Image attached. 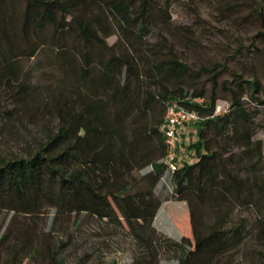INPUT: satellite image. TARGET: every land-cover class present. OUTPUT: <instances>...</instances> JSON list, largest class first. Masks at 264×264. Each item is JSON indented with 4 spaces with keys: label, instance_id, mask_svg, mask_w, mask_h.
Returning <instances> with one entry per match:
<instances>
[{
    "label": "trees",
    "instance_id": "16d2710c",
    "mask_svg": "<svg viewBox=\"0 0 264 264\" xmlns=\"http://www.w3.org/2000/svg\"><path fill=\"white\" fill-rule=\"evenodd\" d=\"M201 1L230 24L253 21L259 29L222 62L196 71L172 52L170 35L194 42L187 27L171 24V0H0V81L9 88L21 76L20 60L38 66L45 54L44 66L58 74L52 87L22 81L10 95L22 108L43 98L52 124L22 154L0 158L1 210L29 216L48 205L53 222L83 214L124 230L142 251L130 264H158L167 250L176 264H264V153L253 139L262 85L254 73L228 67L264 64V3ZM221 74L230 79L220 82L226 107L216 112ZM200 77L205 83L197 86ZM169 106L200 118L195 159L173 171L161 131ZM159 183L166 194H155ZM172 201L186 211L188 233L178 242L159 240L151 227ZM1 247L9 253L2 264H15L18 250L36 253L25 241L18 248V233L9 229ZM46 252L44 264H61L59 252Z\"/></svg>",
    "mask_w": 264,
    "mask_h": 264
},
{
    "label": "rangeland",
    "instance_id": "374dc122",
    "mask_svg": "<svg viewBox=\"0 0 264 264\" xmlns=\"http://www.w3.org/2000/svg\"><path fill=\"white\" fill-rule=\"evenodd\" d=\"M261 1L264 3L263 0ZM169 14L171 24L187 27L191 31L189 37L194 42L193 44L187 43L179 36L170 35L172 52L181 62L196 71L200 66L210 68L215 61L222 62L237 45H246L248 38L259 29L258 23L253 21L243 25L230 24L229 21L215 13L211 5L201 0H171ZM149 39L151 42L155 41L153 34ZM46 55L39 56L41 60L38 66L20 60L19 68L23 78L20 76L18 80L17 76L16 80H11L9 88H6L8 85L4 80L0 81V113L3 110L15 109L10 117L5 118L0 115V158L7 159L10 155L22 154L31 139L43 136L45 129L43 126L49 128L52 124L51 121L47 122L48 118L46 119L43 107H41L43 98L34 99V102L25 101L27 104L25 108H22L18 102L14 104L10 99V95L22 81L28 85H51L52 87L53 75L56 77L58 74L55 68L44 66ZM250 63L244 62L238 68L235 63L231 62L228 67L230 70L240 72L243 76L252 72L259 77L262 85L259 97L263 98L264 64L260 62V59H255ZM40 71L49 72L52 76H40ZM229 79L228 74H221L219 77L215 95L221 101L216 102V112L226 107V102H223L226 96L221 91L220 82H228ZM204 81V77H200L197 86L202 85ZM34 108L38 109L35 111ZM259 110L261 115L255 119L257 131L253 139L261 141V150L264 153V110ZM184 136L180 137L182 141L178 144V149L184 150L187 146L189 147L190 156L185 159V162L189 163L195 159L192 144L197 139V129L191 128L188 135ZM160 184L157 185L155 194L158 191L166 194L167 189L164 187L162 189ZM53 214V209L48 205H44L35 215L29 216L14 215L0 209V234L7 229L16 231L18 248L24 241L27 247L36 248V253L32 257L18 250L15 264L17 260L18 264H44L48 262L49 256L46 252L48 248L61 254V264H130L133 257L142 252L141 247L124 230L113 228L83 214L75 218L71 214H64L53 222ZM186 220V211L180 203L166 202L158 209L151 227L160 236L159 240L167 239L178 242L182 234L188 233ZM29 229L32 234L30 237H25ZM12 237L13 235L9 243L13 242ZM162 245L164 244L161 241ZM5 250L1 247L0 264L9 259V253ZM163 250L166 249L163 248ZM37 253H42L43 256L40 257ZM175 257L176 253L171 250L160 252L158 264H176Z\"/></svg>",
    "mask_w": 264,
    "mask_h": 264
},
{
    "label": "built area",
    "instance_id": "2783aa9c",
    "mask_svg": "<svg viewBox=\"0 0 264 264\" xmlns=\"http://www.w3.org/2000/svg\"><path fill=\"white\" fill-rule=\"evenodd\" d=\"M200 118L192 111L182 107L169 106L163 116L161 131L165 143L164 162L169 171L175 169V165L182 159L177 154L178 142L180 138L179 130L183 126L195 124Z\"/></svg>",
    "mask_w": 264,
    "mask_h": 264
},
{
    "label": "crops",
    "instance_id": "0c3cea01",
    "mask_svg": "<svg viewBox=\"0 0 264 264\" xmlns=\"http://www.w3.org/2000/svg\"><path fill=\"white\" fill-rule=\"evenodd\" d=\"M194 127V125L193 124H191V125H187V126H183L180 130H179V132H180V134H181V136H182V138H183V135H185V136H187L188 135V133H189V131H190V129L191 128H193ZM180 136V137H181ZM184 136V137H185ZM182 140H181V138H179V142H178V144L181 142ZM178 149V148H177ZM190 150L189 149H187V147L184 149V150H177V154H178V156L179 157H181V159L182 160H185L186 158L188 159L189 158V156H190ZM181 160V161H182Z\"/></svg>",
    "mask_w": 264,
    "mask_h": 264
}]
</instances>
